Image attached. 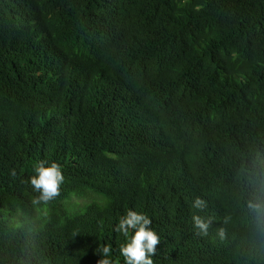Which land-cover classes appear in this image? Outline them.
I'll use <instances>...</instances> for the list:
<instances>
[{
    "label": "trees",
    "instance_id": "1",
    "mask_svg": "<svg viewBox=\"0 0 264 264\" xmlns=\"http://www.w3.org/2000/svg\"><path fill=\"white\" fill-rule=\"evenodd\" d=\"M262 181L264 0H0V264H124L128 210L153 264H264Z\"/></svg>",
    "mask_w": 264,
    "mask_h": 264
},
{
    "label": "clouds",
    "instance_id": "2",
    "mask_svg": "<svg viewBox=\"0 0 264 264\" xmlns=\"http://www.w3.org/2000/svg\"><path fill=\"white\" fill-rule=\"evenodd\" d=\"M34 173L35 175L30 177V183L34 189L41 193L38 200L47 202L54 198L64 180L60 167L55 163L45 166L43 162H40L34 167ZM12 174L15 175V170ZM201 206L202 201L197 198L193 207L200 208ZM248 207L258 214L264 213V181L260 184L255 202L249 201ZM192 221L194 227L206 234L208 224L204 219L193 215ZM151 224L152 220L147 215L133 210L126 211L119 218L115 230L125 239V242L119 247V254L123 257L124 264H153L152 257L156 253L155 246L160 242V238L156 231L150 227ZM109 252L110 249L105 246L103 254L107 256ZM101 264H110V261L104 259Z\"/></svg>",
    "mask_w": 264,
    "mask_h": 264
},
{
    "label": "rangeland",
    "instance_id": "3",
    "mask_svg": "<svg viewBox=\"0 0 264 264\" xmlns=\"http://www.w3.org/2000/svg\"><path fill=\"white\" fill-rule=\"evenodd\" d=\"M83 204H85V199H72L69 201L68 205L71 207L73 206L74 209H78Z\"/></svg>",
    "mask_w": 264,
    "mask_h": 264
}]
</instances>
